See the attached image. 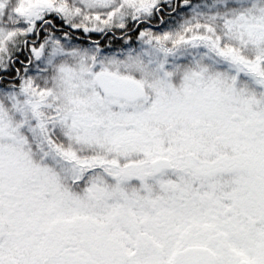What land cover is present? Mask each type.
Instances as JSON below:
<instances>
[{
  "label": "snow or ice",
  "instance_id": "snow-or-ice-1",
  "mask_svg": "<svg viewBox=\"0 0 264 264\" xmlns=\"http://www.w3.org/2000/svg\"><path fill=\"white\" fill-rule=\"evenodd\" d=\"M159 4L0 0V264H264V0Z\"/></svg>",
  "mask_w": 264,
  "mask_h": 264
},
{
  "label": "trees",
  "instance_id": "trees-1",
  "mask_svg": "<svg viewBox=\"0 0 264 264\" xmlns=\"http://www.w3.org/2000/svg\"><path fill=\"white\" fill-rule=\"evenodd\" d=\"M201 2H203V0H189V4L185 5L184 0H160L159 11L155 12L153 17L145 23L141 24L139 22H135L138 24V27L131 28V31L127 33V36H131L133 45L139 47L140 32L150 30L156 34H161L165 31L172 30L178 27L184 19L191 18L190 5ZM50 19L53 20L55 25V29H53L55 35L59 37L62 42H65V35H67V42L78 47L87 48L92 46L94 43H99L100 46L107 51L110 50L109 46L117 50H119L122 46H126L125 41L127 40V36L125 35L124 30L113 29L111 32L107 33H85L82 29L71 28L58 17H50ZM45 32L47 33V31H44V33ZM44 33L42 36H44ZM16 56H18L19 59L24 60V65L16 63L13 65V69L16 67L22 68L24 66H28L31 70V66L27 63L29 54L26 55L23 50L18 52ZM15 58L16 57H14V59Z\"/></svg>",
  "mask_w": 264,
  "mask_h": 264
},
{
  "label": "flooded vegetation",
  "instance_id": "flooded-vegetation-1",
  "mask_svg": "<svg viewBox=\"0 0 264 264\" xmlns=\"http://www.w3.org/2000/svg\"><path fill=\"white\" fill-rule=\"evenodd\" d=\"M49 19H50V17H49ZM55 31H59V30H55ZM60 32H61V31H60ZM43 33H44V30H42V32H41V36H40V38L37 39V42H41L42 39H43V37L47 35V33L45 32V33H44V36H42ZM24 52L26 53V55H28V54L30 55V52H29L28 49H24Z\"/></svg>",
  "mask_w": 264,
  "mask_h": 264
},
{
  "label": "rangeland",
  "instance_id": "rangeland-1",
  "mask_svg": "<svg viewBox=\"0 0 264 264\" xmlns=\"http://www.w3.org/2000/svg\"><path fill=\"white\" fill-rule=\"evenodd\" d=\"M190 15H192V13L190 12Z\"/></svg>",
  "mask_w": 264,
  "mask_h": 264
}]
</instances>
